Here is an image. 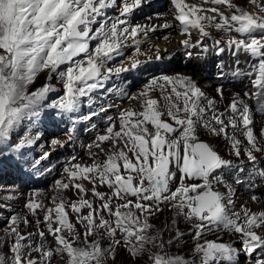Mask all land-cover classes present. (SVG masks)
<instances>
[{
    "label": "snow or ice",
    "instance_id": "1",
    "mask_svg": "<svg viewBox=\"0 0 264 264\" xmlns=\"http://www.w3.org/2000/svg\"><path fill=\"white\" fill-rule=\"evenodd\" d=\"M171 2L182 34L190 35V30L195 29L207 37L210 33L206 25H211L225 33L234 31L242 37H231L226 47L234 54L243 52L252 58L249 61L252 67L243 74L249 77L256 91L245 90V97H255L257 112L264 113V0H250L257 9L255 14L233 4L232 0H202L201 4H189L186 0ZM146 3L148 0H0V50H3L0 52V146L26 115H36V105L56 91L46 83L31 94L27 93L28 86L42 70L56 73L63 82L64 94L51 105L63 114L76 113L82 103L91 105L93 93L104 89L113 74L136 68L140 63L136 58L131 60L130 68H109L107 65L122 55L121 49L129 41L136 45L139 53L138 37L156 31L158 26L132 23L134 11ZM205 3L212 7H203ZM113 8L116 12L109 15L108 10ZM159 27L171 25L165 23ZM93 41L97 43L91 47ZM181 43L185 48L203 46L200 40L196 45L189 39ZM218 51L223 53L225 47H219ZM61 65L68 67L58 72ZM157 88L162 93L170 89L163 97L167 102L166 111L150 96ZM217 94L223 99L222 85L218 86ZM130 98L142 101L143 110L121 111L118 131L113 118L107 117L110 123L105 134L95 138L97 148L103 142L112 141L113 150L106 154V160L94 161L91 165L74 163L64 169L69 182L56 181L60 191L71 187L79 199L69 203L57 196L50 208L34 199L26 201L25 207L33 216L37 211H44L43 223L53 237V246L45 245V232L39 230V219L36 220V233L23 234L19 230L21 218L13 214L5 225L10 228L7 239L0 238V264H55L56 258L65 256L66 264H107L109 259L115 260L118 246L139 258L148 250V245L158 250L149 257L152 264H238L241 254L245 264H264V235L258 234L264 232V212L254 213L243 205L241 212L231 211L234 193L220 171L238 167L242 172L243 167L233 165L197 135L198 127H202L230 140L235 157L239 158L243 151L256 169L253 176L259 173L264 178V169L256 168V153H264L260 143L264 139V126L258 138L250 106L236 93L227 110L220 112L215 100L209 99L191 77L183 75L154 77L140 93ZM93 115L95 113H90L80 120H90ZM165 116L172 123L164 119ZM68 119L71 132L67 134V141L53 139L52 145L63 147L75 139L76 121L71 116ZM213 122L219 128L213 127ZM229 128L233 132L243 130L247 142L243 148L241 140L229 135ZM38 136L39 133L36 136L25 134L18 144L9 147L19 152L32 145ZM118 144L124 147L118 148ZM49 155L43 153L39 159L45 160ZM173 167L180 173L174 190L172 183L177 177ZM234 179L238 184L244 183L238 175H234ZM84 180L92 184L91 194L99 204L85 198L89 190L77 182ZM218 184L226 191L214 190ZM97 185L107 187L112 195L98 191ZM253 187L254 181L248 184L249 190ZM258 199L253 194L252 200ZM162 204H171L178 217L197 221L193 239L199 241L206 233L226 230L240 237V249L229 243L208 240L195 245L196 259L169 255L164 251L166 244L172 245L183 233L177 230L176 236L168 241L147 234L152 227L149 218L162 211ZM69 211L75 214L83 232L76 228ZM23 223L30 222L23 218ZM172 226L177 227L175 219ZM118 232L123 240L116 238ZM34 235L39 240H33ZM103 242H107L106 246Z\"/></svg>",
    "mask_w": 264,
    "mask_h": 264
},
{
    "label": "rangeland",
    "instance_id": "2",
    "mask_svg": "<svg viewBox=\"0 0 264 264\" xmlns=\"http://www.w3.org/2000/svg\"><path fill=\"white\" fill-rule=\"evenodd\" d=\"M149 2L146 3V5H143L140 9L134 11V16L132 18V23L133 25L140 23L141 21H150L152 18H154L156 14L158 13H150V10L153 7V3L163 1L164 4L162 6V13L163 16H167L171 19H174V14H175V7L174 3L171 2V0H148ZM187 3L189 4H201L202 0H186ZM194 2V3H193ZM232 3L235 5H238L242 7L244 10L255 14L257 12V9L255 5L250 3V0H232ZM205 8L212 7L211 4H203L202 5ZM221 10L225 11L226 14H230L229 11L224 7L220 6ZM146 9V10H145ZM148 12L147 14L142 16V13L145 11ZM143 11V12H142ZM116 12V9H110L108 10V14L111 15ZM141 13V14H140ZM208 15H212V13H207ZM148 17H151V19H148ZM218 21V18H217ZM178 22V21H177ZM179 23V22H178ZM148 26V25H147ZM154 26V23L151 22L149 24V27ZM94 28L96 26H93ZM176 28V27H175ZM174 29V28H173ZM206 30L210 33H217L218 29H216L214 26L211 25H206ZM181 31H176L174 34H180L178 33ZM191 34L189 35L190 40L196 42L201 34L198 32V30L192 29L190 30ZM152 33V32H151ZM173 33V32H172ZM168 36V33L162 34L158 37H164ZM165 36V37H166ZM221 40L228 41L231 37H236V38H242L239 34L235 33L230 35V36H219L217 35ZM140 37V36H139ZM97 41L91 42V47H94ZM143 51L144 49H140V51ZM155 50V48L152 49V51ZM3 50H0L2 52ZM139 51V56L141 55V52ZM122 55L117 56L114 58L112 61H110L107 65L109 68H115L118 67L125 59H127L130 55H138L136 50L134 48H131L130 50L128 49L126 52L121 49ZM137 53V54H136ZM184 52H180L178 56H173L171 60H178L181 63L182 57H183ZM152 55V54H149ZM154 56V55H153ZM153 56H150V58H153ZM161 56L165 57L164 55L161 54ZM149 58L147 54H144L141 58L139 57L138 59H143V58ZM80 58H83L80 57ZM167 63V62H166ZM131 64V63H130ZM130 64L124 66L125 68H130ZM191 66V65H190ZM190 66H181L180 64L171 72L167 73H162L160 74L157 72L155 76H149L145 79H142L139 83L135 84L133 87H123V83H125L121 78H123L122 73L119 75L113 74L110 79L106 82L105 88L102 90H97V92L93 93V100L94 101H99L97 96L101 99V103H104L105 101L109 100L108 97L113 96V91L114 94H120L123 96H126V99H123L122 96L118 95V97H121V100H118V102H122L117 106L116 101L113 102V108L112 113L109 111V114L112 115L113 122L116 125L115 130H119V113L123 110H125V107L127 105H136L137 101L136 99H132L130 97L136 96L138 93H140L146 84L150 82V80L154 77H159L162 75H174L175 73H178L183 70L190 69ZM68 65H61L60 68L57 70L59 71H65ZM196 74V83L199 86H202L204 88V93L209 99H214L215 100V107L220 111V112H225L231 103L232 99L234 98L235 95L229 97V98H224L221 99L216 94L218 86L222 85L224 87H229L228 85L225 84H214L211 86L208 85L207 87L205 86V83L209 80V78H206V76L203 75V78H198V76H202L201 74ZM51 77V79H49ZM121 77V78H120ZM130 76L124 77L125 80L129 79ZM46 83L50 84L53 88L56 89L54 92H50L46 99L44 101H41L38 105L35 106L34 110L36 112L35 116L32 115H26L20 122L18 126H16L9 134V139L3 143V146H0V238H6L7 239V232L10 231V228H5V225L8 222V219L11 215L15 214L19 218H21V223L19 224V230L23 234L27 233H36L38 231L37 225H36V220L39 219L41 221L39 225V230L45 232V245L48 247L53 246L54 241L53 237L47 233V228L45 224L43 223V218H44V211H37V214L35 216L32 215V213L25 207V203L29 199H34L38 202H42L45 206V208H50L53 207V199L57 196L62 197L65 201L71 203L73 201H76L79 199V196L76 193V190L73 188H69L68 190L60 191L56 185L57 180H62L64 182H69L67 179V176L64 173V169L66 167H70L74 163H80L82 165H91L94 161L102 163L106 160V154L110 153V151L113 149L112 148V141H106L103 142L100 145V148H97L95 144L98 142L95 140V138L98 135H103L105 134L106 128L109 126V123L105 126H99L100 128L97 127V130L95 129L94 135L90 137H86L84 134L82 136V131H78L76 134L80 135V137H75V139L71 143H66L65 146L61 147L60 145H52L51 141L53 139H58L60 141H67L68 137H65L62 134H57L55 133L54 128L52 127V124L56 123V118L60 115L59 110L54 109L51 107L52 103L57 100L61 95L64 94V85L63 82L59 79L56 73H52L49 70H42L40 73L37 74L34 82L30 84L27 88V93L31 94L32 92L36 91L39 89L41 86L45 85ZM232 87V86H230ZM234 88V87H233ZM107 89H112L113 91H107ZM236 93H239L240 96H245V90L244 89H239V88H234ZM122 92L124 94H122ZM104 93H106V96H102ZM154 97L156 95H153ZM247 104L250 106L252 115H253V120L256 122L261 123L262 126H264V114L263 113H258L257 112V107L258 103L255 97H245ZM206 106V101L202 102ZM85 104L82 103L80 109L76 113H80L81 115H84L85 112ZM142 104V103H141ZM141 104H137L136 111H142ZM91 107V106H90ZM88 109V108H87ZM263 114V115H262ZM165 119V118H164ZM169 123H172L170 119H166ZM239 123V121H237ZM213 124L216 125L214 122ZM261 126V127H262ZM149 129L151 130V125H149ZM229 135H235V133L232 131L231 128L228 130ZM39 133L38 138L35 140V142L32 145L26 146L23 149H20L19 152H15L12 150L9 145H15L20 142V138H22L25 134H29L32 136H36ZM255 133L257 137L259 138V133L260 130H255ZM74 134V135H76ZM197 135L198 139L200 141H205L210 144V146L218 152L223 158L228 159L232 161L233 165L236 166H242L243 171L240 172L238 171V167H233L231 169H221L224 173V180L227 182V184L231 185L232 191L234 193V207L231 211H236V212H241V206H245L246 202H250V208L252 212L254 213H259L258 212V205H260V202H254L252 200L253 193L255 191V195L258 198L264 199V179L259 181L258 183H254V187L259 186V188H252L254 191H247L248 184L249 183H243L239 184L238 188L236 180L234 179V175H240L243 177H246L247 180L250 179L251 176H253V173L256 171L255 168H253L252 164L247 160V157L242 154L239 158L235 157L233 154V150H222V146L220 143L215 142V139H213L202 127H198L197 129ZM236 136V135H235ZM237 137V136H236ZM226 139V138H225ZM237 139L240 140V137H237ZM230 141V140H229ZM246 141V139H245ZM260 143L262 146H264V139L260 140ZM91 145L89 148L88 146ZM71 146L81 149L79 156L71 155L69 154L66 150H69ZM120 146V144L117 145V147ZM62 151L66 158H72L75 157V160H71L69 163H66V161H62L61 165L54 170V176L50 181L45 185V186H33V187H24L21 185L16 178H14L11 175V169L14 167H17L19 163H27L30 162L31 160L34 161H39L42 162L43 160H40L39 157L43 153H50L48 157H57V154ZM257 155V165L259 163L264 164V153H256ZM47 164H45V167ZM248 170H247V169ZM262 167L260 166V169ZM173 171L176 169L173 167ZM34 172L39 173L40 175L44 176L39 170H34ZM179 176L180 174L176 173V181H173L172 183V188L173 190L177 186L179 182ZM240 177V176H239ZM46 180V179H45ZM233 180V181H232ZM186 183H192L194 181H185ZM253 182V181H252ZM251 182V183H252ZM103 187V186H101ZM241 187V188H239ZM243 187V188H242ZM89 190L88 192V197L87 199L93 200L95 204H99L100 201L93 197L91 194V188H86ZM98 191L105 193L107 196H111V190L108 188H97ZM220 192H225V187L223 185H216L215 189ZM262 190V191H260ZM76 196V197H75ZM78 196V197H77ZM40 197V198H39ZM85 197V198H86ZM113 203L115 204L116 201L114 200ZM162 211L157 213L156 215L152 216L149 218V223L152 225V227L148 230V235L153 236V237H163L162 233L165 232L166 229V236L167 232L171 231V233L176 234L177 230L180 233H183V236L180 237L179 239L185 244L184 248H187V246H190L191 244L189 242L196 241L197 243H203L208 240H216L218 242H224V243H229L232 244L233 247L240 249V237L234 233H231L226 230H216L214 232H209L206 233L199 241L193 239V235L195 232L194 225L197 223L196 220H186L182 216H177L176 210L172 208L171 204H162L161 205ZM87 210H85L86 212ZM231 211L229 214L231 215ZM69 215L72 218V222L75 224L76 228L83 232V227L82 225L78 224L75 220V214L69 211ZM23 218H26L30 223L25 225L23 223ZM105 218L110 219V217H107L105 215ZM177 221V227L174 228L172 226L173 220ZM184 221L188 224V227L190 229L183 228L182 225ZM163 225V229H160L158 227ZM258 234L264 235V232H258ZM117 239L123 240V237L121 234L118 232ZM94 239V237H93ZM33 240H39L38 236H33ZM106 246L107 242H103ZM196 243V244H197ZM193 248V259H196L198 257V254L195 253V245H191ZM4 251L7 252V248H4ZM34 256L36 255L35 253L33 254ZM124 257V258H123ZM126 257V258H125ZM131 257L130 261L128 260L127 257V251L124 249L123 246H118L116 248L115 252V260L109 259L107 264H121L123 259H126L125 264H135L133 263V256ZM191 259V260H193ZM55 264H66V256L64 258H56L55 259ZM222 264H226V262H222ZM238 264H245V258L241 254L239 256Z\"/></svg>",
    "mask_w": 264,
    "mask_h": 264
},
{
    "label": "bare ground",
    "instance_id": "3",
    "mask_svg": "<svg viewBox=\"0 0 264 264\" xmlns=\"http://www.w3.org/2000/svg\"><path fill=\"white\" fill-rule=\"evenodd\" d=\"M154 1V0H153ZM149 2V1H148ZM194 3V2H193ZM146 5V4H144ZM154 5V3H153ZM160 11L158 12H154V7H152V9L150 10V13H158L160 14L159 16L157 15H154L155 17L152 18L150 21H141L140 23L138 24H142V25H148L153 22L155 26H158L156 31H154L153 33L151 32H148L147 35H144V34H141L140 37H138V41L139 43H141L143 45V51L141 50V55L139 56L140 53H138V55H130L127 59H125L118 67H121V66H126L128 64L131 63V60L133 58H136L138 59L139 57L141 58L144 54H147L149 58H143V59H138L139 60V66H142V67H145V66H148L144 61H147V60H154V59H157L158 57L162 55H164L165 57L167 56H178L180 52H182V49L185 48L183 45H182V41L185 40V39H189V35H185V34H181L180 33L179 35L178 34H174V32L176 31H181L182 28L180 26V24L175 20V19H171L169 17H167L166 15L163 16V13H162V7H160L159 9ZM147 14V13H146ZM165 23H168L171 25V27L169 28H163V27H159V26H162L163 24ZM176 27V28H175ZM174 28V31H171L173 33H170L168 36H164V37H158L162 34H165V32L167 33V30L169 31V29H173ZM158 35V36H157ZM203 38V36H200V38L198 40H201ZM197 40V41H198ZM196 41V42H197ZM190 42H194L192 40H190ZM134 45V43L132 41H129L128 44L126 46H124L122 48L123 51H127L129 48H131L132 46ZM155 48V50L152 51V49ZM137 54V53H136ZM149 54H152V55H149ZM154 55V56H153ZM150 56H153V58H150ZM196 70L193 69V66L191 65L190 66V69H187V70H183V71H180L178 73H175L174 75H183V76H188V77H191L194 82H196V74H195ZM169 75V74H168ZM160 76V75H159ZM198 78H203V75L202 76H198ZM207 78V77H206ZM214 85L215 82L212 80V79H209L206 83H205V86L204 87H207L208 85ZM199 86V85H198ZM201 88L202 91H204V88L202 86H199ZM170 92V89L167 90L166 92L162 93L158 88L153 90L151 93H150V96L152 99H156L158 102H159V106L161 108V110H165L166 111V101L164 100V96L169 94ZM216 94H217V91H216ZM236 94V91L233 87H224L223 86V97L224 98H229L233 95ZM153 95H156L155 97ZM218 95V94H217ZM173 96V100H174V94H172ZM219 96V95H218ZM220 97V96H219ZM240 98L244 99L245 102L247 101L245 96H240ZM141 104L142 101H137L136 102V105L132 106V105H127L125 107V110H132V111H136V108H137V104ZM247 103V102H246ZM181 107H182V103H181ZM259 113V112H258ZM165 119H169L167 116L163 117ZM213 127H216V128H219L218 126H215L214 124H212ZM261 123L259 122H255L254 121V128L255 130H260L261 129ZM213 139H215V142H218L220 143L222 146V150H231V141H229L228 139H225L223 136H216L215 134H213L212 132L208 131L207 129L203 128ZM229 133V132H228ZM235 135L237 137H240V140L242 141V145L241 147L243 148L245 145H246V141H245V137H244V134H243V130H240V131H236L234 132ZM123 144H120V146H118V148H123ZM113 150V149H112ZM126 150V149H125ZM129 156H131V153H129ZM260 166L262 167L261 169H264V164H261L259 163L257 168H260ZM247 169V168H246ZM228 170V169H227ZM248 170V169H247ZM175 171V170H174ZM176 173L180 174L179 171L176 169ZM241 179H244V183H250L252 181H254V183H258L259 181L263 180L264 178H261V176L259 175V173H256L255 176H251L249 180H247L246 177H242L241 174L239 175ZM233 181V180H232ZM79 183H83L84 187L85 188H92V184L89 183L87 180H84V181H77ZM264 182V181H263ZM236 183V182H235ZM238 183H237V188H238ZM97 188H107V187H101L100 185H97ZM241 188V187H239ZM243 188V187H242ZM253 188H259V186L256 185V187H253ZM263 189H264V186H263ZM76 197V196H75ZM78 197V196H77ZM88 197V196H87ZM86 197V198H87ZM40 198V197H39ZM251 202V201H250ZM249 201L246 202L245 204V208L251 210L250 208V203ZM256 202H260V205H258V212H264V199H262L261 197L256 201ZM46 206V205H45ZM252 211V210H251Z\"/></svg>",
    "mask_w": 264,
    "mask_h": 264
},
{
    "label": "trees",
    "instance_id": "4",
    "mask_svg": "<svg viewBox=\"0 0 264 264\" xmlns=\"http://www.w3.org/2000/svg\"><path fill=\"white\" fill-rule=\"evenodd\" d=\"M164 227L162 225V226H160L158 228L163 229ZM182 227L186 228V229H190L188 227V224L185 221H184ZM166 229H165V232L162 233L163 237H161L164 241H168L169 239H172L173 237L176 236V234L171 233V231H168L167 232V236H166L165 235L166 234ZM189 243L191 245H196L197 242L193 241V242H189ZM191 245L187 246V248H184L185 244L179 238H177L176 240H174L172 245H167L166 244L164 251L167 252L169 255H173V256L180 255V256H183L187 260H191V259H193V253H192L193 248H192ZM146 248L148 250L145 251L143 254H141L139 256V258H135V257L133 258V263H135V264H152V261L149 259V257H150V255L152 253H155L158 250L156 248H153L151 245L146 246ZM129 256H130V254L127 251V257H128V260L130 261L131 257H129ZM125 261H126V259H123L121 264H125Z\"/></svg>",
    "mask_w": 264,
    "mask_h": 264
},
{
    "label": "water",
    "instance_id": "5",
    "mask_svg": "<svg viewBox=\"0 0 264 264\" xmlns=\"http://www.w3.org/2000/svg\"><path fill=\"white\" fill-rule=\"evenodd\" d=\"M202 142H205V141H202Z\"/></svg>",
    "mask_w": 264,
    "mask_h": 264
}]
</instances>
